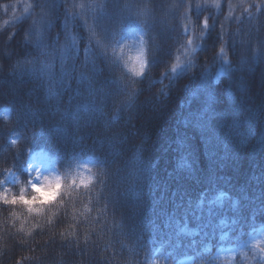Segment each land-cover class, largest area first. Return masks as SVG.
Here are the masks:
<instances>
[{
  "label": "trees",
  "instance_id": "16d2710c",
  "mask_svg": "<svg viewBox=\"0 0 264 264\" xmlns=\"http://www.w3.org/2000/svg\"><path fill=\"white\" fill-rule=\"evenodd\" d=\"M262 226L264 0H0V264H219Z\"/></svg>",
  "mask_w": 264,
  "mask_h": 264
},
{
  "label": "rangeland",
  "instance_id": "374dc122",
  "mask_svg": "<svg viewBox=\"0 0 264 264\" xmlns=\"http://www.w3.org/2000/svg\"><path fill=\"white\" fill-rule=\"evenodd\" d=\"M138 37L132 31L120 40L119 50L121 57L126 60V66L129 71L130 64L134 62L135 44H137ZM26 172L33 176L29 181V186L48 187L56 182L54 176V165L47 158L46 155L40 152L32 153L27 162ZM44 177H46L44 179ZM42 198H48V193H40ZM240 257V260L238 259ZM215 258L219 264H260L264 262V226L257 229L255 232L249 234L246 243L239 247H226L218 250ZM176 264H191L189 258L178 261Z\"/></svg>",
  "mask_w": 264,
  "mask_h": 264
},
{
  "label": "snow or ice",
  "instance_id": "6c2138e0",
  "mask_svg": "<svg viewBox=\"0 0 264 264\" xmlns=\"http://www.w3.org/2000/svg\"><path fill=\"white\" fill-rule=\"evenodd\" d=\"M59 187H60L59 182H57L54 186L49 185L46 188L33 186L32 192L35 193L36 195H33L31 198L26 197L24 195V192L21 191V193L18 197L13 196L11 200H8L7 198H5L4 202L10 203V204L21 203L23 205L29 206L28 210L31 212L33 210L31 207L32 205H34V204L43 205L46 203H50L52 200H54L56 198V196L58 195ZM42 192H46L49 194L48 199L42 198V196L40 195V193H42Z\"/></svg>",
  "mask_w": 264,
  "mask_h": 264
}]
</instances>
